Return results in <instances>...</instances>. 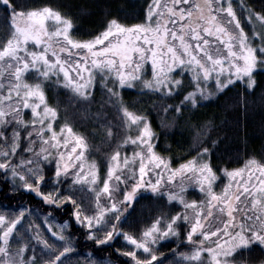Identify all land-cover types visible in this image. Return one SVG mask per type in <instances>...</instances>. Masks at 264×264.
I'll return each mask as SVG.
<instances>
[{
	"label": "snow or ice",
	"instance_id": "obj_1",
	"mask_svg": "<svg viewBox=\"0 0 264 264\" xmlns=\"http://www.w3.org/2000/svg\"><path fill=\"white\" fill-rule=\"evenodd\" d=\"M0 6V170L10 190L33 191L50 206L40 222L27 218V208L0 207V264H264V160L224 169L227 182L217 191L207 150L174 167L157 151L151 122L121 92H171L182 82L175 75L181 68L193 72L201 93L213 76L222 82L224 73L231 79L264 72V48L258 54L250 43L231 0H146L141 21L126 23L109 11L102 31L87 39L74 36L73 18L50 5L0 0ZM253 17L264 24V12ZM53 76L74 93L76 114L98 122L100 143L111 142L103 173L92 138L48 100L44 80ZM97 84L122 114L119 130L103 118V106L91 111ZM50 164L56 185L45 190ZM65 177L82 197L64 190ZM193 185L203 199L186 198ZM142 190L164 194L174 210L161 208L150 221L125 228L122 218ZM56 209H67L90 245L76 239L68 220H48ZM181 235L190 250H170L168 262L160 249ZM121 238L126 243L106 251Z\"/></svg>",
	"mask_w": 264,
	"mask_h": 264
},
{
	"label": "trees",
	"instance_id": "obj_2",
	"mask_svg": "<svg viewBox=\"0 0 264 264\" xmlns=\"http://www.w3.org/2000/svg\"><path fill=\"white\" fill-rule=\"evenodd\" d=\"M27 3L47 4L72 17L74 20L72 33L77 38L83 39L91 38L102 31L109 11L126 23L141 21L146 12V0H27ZM232 3L240 5L243 11L252 14L258 11L264 12V0H235ZM3 16L4 11H0V17ZM0 23H3V20H0ZM260 67L264 68V64ZM181 80V84L172 92L139 88L121 89L123 99L142 110V114L151 122L156 133L157 151L161 155L168 156L173 166L178 167L180 163L204 154L202 150L206 149L208 160L212 162L214 171H217L220 182L223 181L224 169L242 167L250 158L264 160V72L254 73L251 84L237 81L216 88L214 84L206 83L204 97L197 94L200 90L199 85L188 77ZM44 88L48 100L53 104L61 105L62 117L67 116L71 119L76 125L75 130L85 132L98 146V150L94 148L92 154L101 163L103 173L107 166L104 153L110 151L111 142L100 143L101 134L96 130L98 122L83 119L76 114L75 109L79 104L70 100L74 98V93L63 87L55 77L45 80ZM97 89L94 92L91 111L96 113L103 106V118L119 130L122 114L108 102L107 92L101 84H97ZM21 146H24L23 142ZM131 150V147L125 148V151ZM54 168V164L45 167L46 177L42 184L45 190H51L56 185V178L51 174ZM64 180L65 191H71L78 197L83 196L78 187L68 189L67 184L71 181L66 177ZM11 187V183L5 180L3 170H0V207L10 206L12 211H24L27 208L28 219H35V213L47 216L50 206L45 204L40 196L22 188L10 190ZM195 197L203 199L204 194L195 192ZM136 201L133 205L135 211L130 209L122 218L125 228H136L150 221L161 208L165 211H173L176 204L167 201V197L162 193H150L144 190L138 192ZM47 218L59 222L68 220L69 224L74 225V229L70 231H74L76 239L90 245L91 242L81 226L67 215V209H56ZM35 220L41 221V218ZM181 225V233H186L187 224L181 222ZM169 239L173 243L160 249L168 262L173 259L170 250L180 252L190 250L187 247L190 242L183 235ZM122 243L126 242L121 238V243H113V247L106 251L112 253L113 249L120 247ZM161 243L163 244L164 241ZM97 247L101 246L97 245Z\"/></svg>",
	"mask_w": 264,
	"mask_h": 264
},
{
	"label": "rangeland",
	"instance_id": "obj_3",
	"mask_svg": "<svg viewBox=\"0 0 264 264\" xmlns=\"http://www.w3.org/2000/svg\"><path fill=\"white\" fill-rule=\"evenodd\" d=\"M235 1V0H234ZM233 0H231V2H234ZM236 3V2H235ZM235 8H236V12H237V15L239 16V19H240V22L242 23L243 25V28L244 30L247 32L248 34V38H249V41L250 43H252L256 48H257V53L259 54V50L264 48V24H261L259 23L254 17L253 19H249V16L252 15L251 12L249 11H243L242 7H240V5L238 4H234L232 3ZM256 33H259V35H256ZM73 34V33H72ZM151 73L149 72L148 75H150ZM175 75H177L178 77H180L181 79L184 78V77H188V79H190L192 82H194L196 85H199L198 82H197V79L196 77L194 76L193 72L189 69H185V68H181L179 70V72L175 73ZM55 77V76H53ZM29 79H35V76H31L29 77ZM55 79H57L55 77ZM58 80V79H57ZM45 81V80H44ZM59 81V80H58ZM221 81H217L215 79V77L213 76L212 79L208 80L207 81V85H212L214 84L216 88L218 87H224V86H227L229 85L230 83H234V82H237V81H243V82H246L248 84H251L252 82V76L251 77H244V78H240V77H236V76H233L231 79H228L227 78V73H224L222 76H221ZM60 82V81H59ZM61 85H63V87H65L66 89L70 90L69 88H67L62 82H60ZM181 83H179L174 89L176 90L178 88V86L180 85ZM139 89H144V88H139ZM147 90H150V89H147ZM152 90V89H151ZM153 91H158V92H161L159 90H153ZM167 92V91H165ZM172 92V91H171ZM197 94L201 97H204L205 96V92L201 93L200 90L197 91ZM131 152V151H130ZM200 156H203V154H201ZM208 159V157H207ZM223 181L220 182L219 180V175H218V179L216 181V187H217V191L219 190V187L222 183H225L227 182V176L226 174L224 173L223 175ZM192 191V192H190ZM194 192V193H193ZM195 192H198V193H203L198 187H196L195 185L193 186H190L188 189H187V192L185 193L186 195V198H194L196 199L195 197ZM204 194V193H203ZM35 219L37 218H41V220H44L46 215H42V214H39V213H35ZM48 220H54L56 223L58 224H63L64 222H59L55 219H52V218H48ZM38 221V220H37ZM40 222V221H38ZM184 223V222H183ZM186 224V223H184Z\"/></svg>",
	"mask_w": 264,
	"mask_h": 264
}]
</instances>
